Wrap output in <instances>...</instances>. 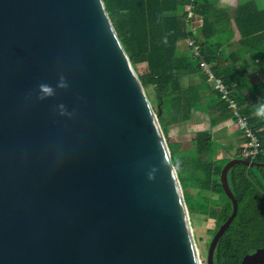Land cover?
I'll list each match as a JSON object with an SVG mask.
<instances>
[{
	"label": "water",
	"instance_id": "obj_1",
	"mask_svg": "<svg viewBox=\"0 0 264 264\" xmlns=\"http://www.w3.org/2000/svg\"><path fill=\"white\" fill-rule=\"evenodd\" d=\"M158 118L103 0H0V264H201Z\"/></svg>",
	"mask_w": 264,
	"mask_h": 264
},
{
	"label": "trees",
	"instance_id": "obj_2",
	"mask_svg": "<svg viewBox=\"0 0 264 264\" xmlns=\"http://www.w3.org/2000/svg\"><path fill=\"white\" fill-rule=\"evenodd\" d=\"M220 1L103 0L153 110L159 115L163 134L171 126L186 125L196 114L205 116L211 128L233 121L212 81L199 68V60L188 45L193 40L259 139V155L253 162L264 164V118L256 115L258 105L264 102V7L259 0H237L232 7H221ZM189 6L191 12L187 11ZM234 31L239 39L227 44L223 36ZM226 47L231 51L226 52ZM248 75L257 81L256 85L247 82ZM190 76L197 78L196 84H185L183 80ZM250 100L254 103L249 104ZM189 135L193 147L190 179L199 189L201 200L185 203L197 215L214 219V236L231 216L232 205L220 184L222 168L215 166L218 161L212 158V132L202 130ZM234 159L242 158L236 154ZM171 160L180 182L181 166L174 162L172 154ZM228 175L238 211L216 245L214 264H240L244 256L264 249V167L237 165ZM207 193L224 195L227 204L217 210L204 195Z\"/></svg>",
	"mask_w": 264,
	"mask_h": 264
},
{
	"label": "rangeland",
	"instance_id": "obj_3",
	"mask_svg": "<svg viewBox=\"0 0 264 264\" xmlns=\"http://www.w3.org/2000/svg\"><path fill=\"white\" fill-rule=\"evenodd\" d=\"M261 7H264V0H262L261 2ZM192 79L193 81L195 80V82H197L196 77L193 76ZM183 81L185 83L188 82L186 81V79H184ZM148 93H150V98L153 99L151 90H148ZM207 124L208 119L205 116L196 114L193 115L191 121H189L186 125L179 127L171 126L168 128V132L166 133V135L164 134L170 154H172V157H174V162L177 163L178 161L181 166L180 170L183 176V180L180 181V186L186 203H191L193 201L198 202L201 200V196L198 193L199 189L195 185H193V182L190 179L192 172V163H189V160L193 155V147L190 143L191 138L189 134L191 132L202 131L203 129L205 130V126L208 127ZM222 145V142H220L219 138H217V136L215 135L212 144V147L214 149L212 156L213 161H216L217 159V152H223L224 154L226 153L228 155V157L217 160L218 162L214 163L215 166H218L220 168H223L226 163H228L230 159H233L234 157V153H229L227 150H224L222 148ZM204 195L212 201L211 205H214L217 210H220L222 206L227 204V199L222 194L207 193ZM187 210L199 259L201 261V264H206L208 247L213 238V233L216 227L215 221L212 218L197 215L193 208H187Z\"/></svg>",
	"mask_w": 264,
	"mask_h": 264
},
{
	"label": "built area",
	"instance_id": "obj_4",
	"mask_svg": "<svg viewBox=\"0 0 264 264\" xmlns=\"http://www.w3.org/2000/svg\"><path fill=\"white\" fill-rule=\"evenodd\" d=\"M191 10L192 7L189 6L187 11L191 12ZM188 45L192 48L194 56L199 60V68L207 76V78L212 81L214 90L218 93L221 101L225 103L227 109L231 111L233 121L242 134L244 145L240 149L239 155L242 160L253 162L259 155V139L249 127L247 119L239 113L237 103L231 97V94L225 87L222 79L213 74L211 65L204 60L200 47L193 40H190Z\"/></svg>",
	"mask_w": 264,
	"mask_h": 264
},
{
	"label": "crops",
	"instance_id": "obj_5",
	"mask_svg": "<svg viewBox=\"0 0 264 264\" xmlns=\"http://www.w3.org/2000/svg\"><path fill=\"white\" fill-rule=\"evenodd\" d=\"M237 0H221L219 5L221 7H228V6H234L236 4ZM260 2V5H261V2L262 0H259ZM225 42L228 43H234L235 41H237L239 38H238V34L234 31L233 33H228L226 34L225 36H223V38ZM225 44V46L227 45ZM228 51H231V48L229 47H226V52ZM255 77L256 78H260L262 76H259L258 74H255ZM193 76H190V77H186V82L185 84H196L197 82H195V80L193 81ZM247 82L250 83V84H257V81L254 80L251 76L248 75V78H247ZM246 95L249 96V93L246 92ZM249 104H253L254 102L253 101H249L248 102ZM204 125V124H203ZM207 126H205V131H211L212 132V135H213V138L215 137V135L217 136V138H219V141L222 142V148L224 150H227L229 153H234V156L237 154H239V150L243 147L244 145V140L242 138V135L240 133V131L238 130V128L236 127L235 123L233 121H226L224 123H221L219 124L217 127L215 128H211L210 127V124L208 123ZM204 130V129H203ZM218 153V156H217V159L216 160H220V159H223V158H226L228 157V155L225 153H221V152H217ZM230 156V155H229ZM234 159V157H233ZM232 160V159H230Z\"/></svg>",
	"mask_w": 264,
	"mask_h": 264
},
{
	"label": "clouds",
	"instance_id": "obj_6",
	"mask_svg": "<svg viewBox=\"0 0 264 264\" xmlns=\"http://www.w3.org/2000/svg\"><path fill=\"white\" fill-rule=\"evenodd\" d=\"M250 71V70H249ZM58 87H67V83L61 78L60 83L57 85ZM54 95V90L48 86L47 84H41L40 85V98H46L49 96ZM63 110V106H59ZM257 117L264 118V102H261L256 110Z\"/></svg>",
	"mask_w": 264,
	"mask_h": 264
}]
</instances>
